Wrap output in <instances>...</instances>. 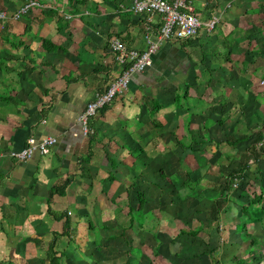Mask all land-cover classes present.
<instances>
[{
	"label": "crops",
	"instance_id": "obj_1",
	"mask_svg": "<svg viewBox=\"0 0 264 264\" xmlns=\"http://www.w3.org/2000/svg\"><path fill=\"white\" fill-rule=\"evenodd\" d=\"M29 1L0 27V264H47L52 243L61 264H264V0H189L213 29L164 42L90 137L79 117L122 70L110 40L144 51L160 19L133 0L0 10ZM30 137L57 142L14 161Z\"/></svg>",
	"mask_w": 264,
	"mask_h": 264
},
{
	"label": "built area",
	"instance_id": "obj_2",
	"mask_svg": "<svg viewBox=\"0 0 264 264\" xmlns=\"http://www.w3.org/2000/svg\"><path fill=\"white\" fill-rule=\"evenodd\" d=\"M34 7H40L35 1H29L21 6L12 15L6 11L0 10V27H5L9 20H19ZM131 11L135 15L157 16L160 19V27L157 31L155 40L151 39L150 26L147 25L145 38L147 49L138 51L129 49L123 42L117 38L110 40L109 48L115 62L122 67L117 78L101 92L94 95L84 111L79 117L81 131L84 137L93 135L94 129L90 126V120L104 107L111 104L118 95L126 92L132 75L136 72H143L152 65V56L160 49L164 42L172 40H187L198 35L203 26L207 30H212L216 24V19L212 18L203 25L195 14L191 12L189 0H133ZM264 85V81L261 82ZM55 137H45L36 140L30 137L26 141V146L17 153H11L10 156L18 163L29 160L33 154L38 153L41 156L48 155L56 144ZM264 143V139L262 141ZM238 187L235 181L232 185Z\"/></svg>",
	"mask_w": 264,
	"mask_h": 264
},
{
	"label": "trees",
	"instance_id": "obj_3",
	"mask_svg": "<svg viewBox=\"0 0 264 264\" xmlns=\"http://www.w3.org/2000/svg\"><path fill=\"white\" fill-rule=\"evenodd\" d=\"M247 169V166L241 167L239 171L231 172L229 175L228 180L226 181V187L224 189L225 192L229 191L232 188L233 182L235 179L238 178V175L243 174V172ZM243 190V188H241ZM261 202H262V196L260 195H254L251 199V201L247 204H244L240 207L241 213L243 216V221H256L260 222V215L263 212V209L261 208ZM212 211H216V205L212 208ZM244 222V224H245ZM45 262L47 264H61L62 258L65 256L63 252L55 250L54 243L49 244L45 248Z\"/></svg>",
	"mask_w": 264,
	"mask_h": 264
},
{
	"label": "rangeland",
	"instance_id": "obj_4",
	"mask_svg": "<svg viewBox=\"0 0 264 264\" xmlns=\"http://www.w3.org/2000/svg\"><path fill=\"white\" fill-rule=\"evenodd\" d=\"M148 223L149 222L144 219V216L139 220V225L143 226L144 228H146V226H147Z\"/></svg>",
	"mask_w": 264,
	"mask_h": 264
}]
</instances>
